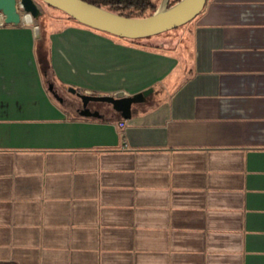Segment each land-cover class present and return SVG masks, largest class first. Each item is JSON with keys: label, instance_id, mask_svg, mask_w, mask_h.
<instances>
[{"label": "crops", "instance_id": "0c3cea01", "mask_svg": "<svg viewBox=\"0 0 264 264\" xmlns=\"http://www.w3.org/2000/svg\"><path fill=\"white\" fill-rule=\"evenodd\" d=\"M33 20L0 16V264H264V0L144 41Z\"/></svg>", "mask_w": 264, "mask_h": 264}, {"label": "water", "instance_id": "95a60500", "mask_svg": "<svg viewBox=\"0 0 264 264\" xmlns=\"http://www.w3.org/2000/svg\"><path fill=\"white\" fill-rule=\"evenodd\" d=\"M40 1L93 29L121 38L143 39L191 22L203 11L208 0H179L172 5L171 0H161L152 14L143 17L122 15L86 0ZM0 13L5 21L12 25L21 24L26 14H29L32 20L42 17L37 0H0ZM51 22L53 27H59L58 21ZM69 90L81 99L84 112H91V102L106 103L102 105V111L96 109L95 112L99 116L116 112L125 119L132 116L133 104L141 102L147 94V91H143L132 96L95 95L82 93L72 87Z\"/></svg>", "mask_w": 264, "mask_h": 264}, {"label": "trees", "instance_id": "16d2710c", "mask_svg": "<svg viewBox=\"0 0 264 264\" xmlns=\"http://www.w3.org/2000/svg\"><path fill=\"white\" fill-rule=\"evenodd\" d=\"M86 1H89L98 6L104 7L108 10L114 11L116 13L126 15V16H131V17L148 16L156 10V8L159 6L161 2V0H86ZM177 1L179 0H171L170 5L174 4ZM150 38L152 37L143 38V39H130V40L144 41Z\"/></svg>", "mask_w": 264, "mask_h": 264}, {"label": "rangeland", "instance_id": "374dc122", "mask_svg": "<svg viewBox=\"0 0 264 264\" xmlns=\"http://www.w3.org/2000/svg\"><path fill=\"white\" fill-rule=\"evenodd\" d=\"M38 5L41 9L42 12V17H40L39 19H35L33 20V22L36 21H40V22H50L53 19L62 21V22H77L74 18H71L69 15H67L66 13H64L61 10H58L56 8L53 7H49L48 5H46L45 3L41 2L40 0H37ZM29 16V15H28ZM31 17V16H29ZM188 24H185L183 26H180L178 28L166 31L164 33H161L159 35H172V34H180L182 32H184V30L187 28ZM158 35H156L157 37ZM186 39L188 40V37H186ZM187 44V43H186ZM101 105H105L106 103H100Z\"/></svg>", "mask_w": 264, "mask_h": 264}, {"label": "built area", "instance_id": "2783aa9c", "mask_svg": "<svg viewBox=\"0 0 264 264\" xmlns=\"http://www.w3.org/2000/svg\"><path fill=\"white\" fill-rule=\"evenodd\" d=\"M0 16L2 17V21H3L4 23H7V22L5 21L3 15H2L1 13H0ZM22 23H24V22L22 21ZM22 23H21V24H22ZM118 127H119V129H120V131H121V133H122V132H124V130L126 129V127H127V123H126L125 121H121V122L118 124Z\"/></svg>", "mask_w": 264, "mask_h": 264}, {"label": "flooded vegetation", "instance_id": "af4514ba", "mask_svg": "<svg viewBox=\"0 0 264 264\" xmlns=\"http://www.w3.org/2000/svg\"><path fill=\"white\" fill-rule=\"evenodd\" d=\"M96 106H97L96 108H97L98 110H100V111H102V110L104 109V106H102L100 103L97 104Z\"/></svg>", "mask_w": 264, "mask_h": 264}, {"label": "bare ground", "instance_id": "6f19581e", "mask_svg": "<svg viewBox=\"0 0 264 264\" xmlns=\"http://www.w3.org/2000/svg\"><path fill=\"white\" fill-rule=\"evenodd\" d=\"M26 15H29V14H26ZM26 15H25V16H26ZM25 16H24V17H25ZM29 16H30V15H29Z\"/></svg>", "mask_w": 264, "mask_h": 264}]
</instances>
